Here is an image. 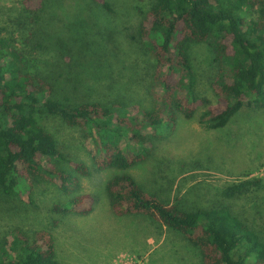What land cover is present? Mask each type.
Segmentation results:
<instances>
[{
    "label": "trees",
    "instance_id": "obj_1",
    "mask_svg": "<svg viewBox=\"0 0 264 264\" xmlns=\"http://www.w3.org/2000/svg\"><path fill=\"white\" fill-rule=\"evenodd\" d=\"M96 1L117 22L125 13L141 18L137 36L155 67L148 92L125 102L74 104L62 97L57 84L65 70L54 64L57 76L50 78L36 62L46 44L39 36L45 0H21L22 22L11 33L0 30V192L17 197L24 190L33 193L41 182L56 185L65 197L51 208L57 225L67 214L93 212L95 199L82 192L81 178L111 170L105 194L117 217L147 218L183 236L198 250L201 264H264V234L235 208L261 179L230 183L212 198L205 194L190 204L195 188L172 202L147 191L131 173L154 154L156 140L175 132L179 118L191 120L203 107L200 125L219 130L250 98L264 99V0ZM207 50L217 67L216 104L196 91L193 58ZM39 117H57L66 127L85 131L94 144L91 161L68 160ZM15 233L11 243H0V264H60L50 232L29 235L17 228Z\"/></svg>",
    "mask_w": 264,
    "mask_h": 264
},
{
    "label": "rangeland",
    "instance_id": "obj_2",
    "mask_svg": "<svg viewBox=\"0 0 264 264\" xmlns=\"http://www.w3.org/2000/svg\"><path fill=\"white\" fill-rule=\"evenodd\" d=\"M20 1L0 0V30L11 33L22 22ZM95 1L45 0L39 36L46 44L36 53V62L48 77L57 76L54 64L65 70L58 91L74 104L142 99L155 67L137 36L141 18L125 13L117 22ZM193 66L199 96L216 104L212 85L217 67L212 53L195 54ZM203 110L200 107L191 120L179 118L175 132L156 140L154 154L131 173L147 191L172 202L195 188L193 193L198 194L187 199L190 204L205 194L212 198L218 188L230 183L261 179L259 188L237 200L235 208L252 228L264 234V99L254 103L250 98L219 130L200 125ZM38 119L55 135L68 160L91 161L89 152L94 144L85 131L68 128L57 117ZM122 144H127L125 139ZM112 174L111 170L93 172L81 178L82 192L95 199L93 212L88 216L67 214L58 218L57 225L51 208L65 197L56 185L41 182L33 193L24 190L17 197L0 192V243H11L17 228L29 235L45 230L55 239L60 264H201L198 250L183 236L147 218L115 215L105 194V183ZM17 203L20 206L12 208Z\"/></svg>",
    "mask_w": 264,
    "mask_h": 264
}]
</instances>
